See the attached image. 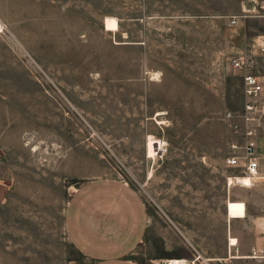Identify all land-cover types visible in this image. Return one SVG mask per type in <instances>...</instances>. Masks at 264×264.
Masks as SVG:
<instances>
[{"label": "rangeland", "instance_id": "374dc122", "mask_svg": "<svg viewBox=\"0 0 264 264\" xmlns=\"http://www.w3.org/2000/svg\"><path fill=\"white\" fill-rule=\"evenodd\" d=\"M250 4L0 0V264H92L70 233L82 206L98 229L141 213L135 264H244L225 256L244 198L264 206V97L248 113L230 64L246 54L264 78V0ZM249 128L259 172L231 186Z\"/></svg>", "mask_w": 264, "mask_h": 264}, {"label": "crops", "instance_id": "0c3cea01", "mask_svg": "<svg viewBox=\"0 0 264 264\" xmlns=\"http://www.w3.org/2000/svg\"><path fill=\"white\" fill-rule=\"evenodd\" d=\"M250 6L254 10L253 2ZM5 153L4 144L0 141V157L2 158ZM244 200L246 215L243 218L231 219L233 220L231 235L235 237L229 239L230 254L225 258L232 262L243 260L244 264H261L264 262V256L259 254L264 252V206L261 203H255L251 195L246 196ZM87 209L85 206L78 209L73 208L71 214L79 212L82 217L78 220L70 215L69 227L75 243L94 257L92 264H135L126 258L131 247L127 242L137 240L143 231V228L140 227L144 225L141 213L139 212V219L133 220L130 208L126 211L122 210L123 212L118 218L111 219L115 226L120 225L118 230H114L112 225L98 229L93 225L92 210L87 212ZM239 224H244V233H240L236 227ZM232 238H234L233 241Z\"/></svg>", "mask_w": 264, "mask_h": 264}, {"label": "built area", "instance_id": "2783aa9c", "mask_svg": "<svg viewBox=\"0 0 264 264\" xmlns=\"http://www.w3.org/2000/svg\"><path fill=\"white\" fill-rule=\"evenodd\" d=\"M230 64L242 73L244 90L247 96L245 104L247 112L250 114L256 113L262 108L264 78L253 72L252 62L246 54L232 57ZM245 133L244 144H232L226 162L228 166L238 169L243 176H249L253 179L259 172V161L256 155V131L249 128ZM155 141L158 144L159 151H167V146L163 140Z\"/></svg>", "mask_w": 264, "mask_h": 264}, {"label": "bare ground", "instance_id": "6f19581e", "mask_svg": "<svg viewBox=\"0 0 264 264\" xmlns=\"http://www.w3.org/2000/svg\"><path fill=\"white\" fill-rule=\"evenodd\" d=\"M250 2H256V0H249ZM255 9V8H254ZM248 10V9H247ZM162 113L159 112L157 115H161ZM158 123L159 124H162L163 121H159L158 120ZM154 143L156 142L154 139H153ZM153 143V144H154ZM153 144L150 143L149 144V147H148V152H149V155L153 158L156 156V151L153 147ZM148 155V154H147ZM229 185H235V184H240L242 186H251L253 183H252V178H250L249 176H242V177H238V176H233V177H230L229 178ZM190 261H188L187 259H175V260H172L170 261V264H190L189 263ZM192 263H195L196 264V261L193 260Z\"/></svg>", "mask_w": 264, "mask_h": 264}]
</instances>
